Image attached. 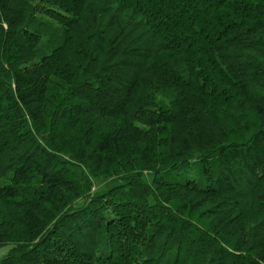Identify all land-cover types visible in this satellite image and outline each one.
Returning a JSON list of instances; mask_svg holds the SVG:
<instances>
[{
  "label": "trees",
  "instance_id": "obj_1",
  "mask_svg": "<svg viewBox=\"0 0 264 264\" xmlns=\"http://www.w3.org/2000/svg\"><path fill=\"white\" fill-rule=\"evenodd\" d=\"M3 243L264 264V0H0Z\"/></svg>",
  "mask_w": 264,
  "mask_h": 264
},
{
  "label": "rangeland",
  "instance_id": "obj_2",
  "mask_svg": "<svg viewBox=\"0 0 264 264\" xmlns=\"http://www.w3.org/2000/svg\"><path fill=\"white\" fill-rule=\"evenodd\" d=\"M150 173H151V172H147V173H145V174H144V177H145L146 179L149 178ZM103 182H104V179H101V178H97V179H96V185H98L99 183H103ZM8 247H9V244H8V243L0 244V256H1L3 253H5V252L7 251Z\"/></svg>",
  "mask_w": 264,
  "mask_h": 264
}]
</instances>
